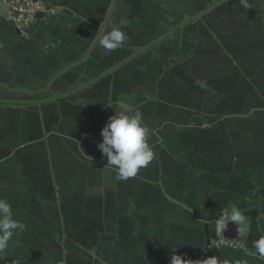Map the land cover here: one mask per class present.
<instances>
[{"label": "crops", "instance_id": "0c3cea01", "mask_svg": "<svg viewBox=\"0 0 264 264\" xmlns=\"http://www.w3.org/2000/svg\"><path fill=\"white\" fill-rule=\"evenodd\" d=\"M138 1L135 11L148 13L158 3ZM106 4L72 0L66 13H44L25 29L0 13V198L26 225L0 253V264H172L175 255L182 264L196 256L195 264L211 257L218 264H264L253 247L264 236V196L258 199L253 185L242 187L247 171L264 162L263 138L253 145L235 133L233 126L250 122L209 120L206 99L217 98L205 95L204 66L218 64L212 56L221 54L219 42L211 40L208 50L205 41L189 46L184 31L178 34L208 7L193 19L184 14L144 49L127 43L109 52L97 36L123 15H114L118 0L109 16ZM260 16L264 23V8ZM162 42L172 52L156 50ZM256 58L248 54L246 61ZM115 110L141 114L155 153L127 181L117 179L106 158L80 147L85 135L101 142ZM231 208L249 221L248 236L238 248L219 247L213 221Z\"/></svg>", "mask_w": 264, "mask_h": 264}, {"label": "rangeland", "instance_id": "374dc122", "mask_svg": "<svg viewBox=\"0 0 264 264\" xmlns=\"http://www.w3.org/2000/svg\"><path fill=\"white\" fill-rule=\"evenodd\" d=\"M69 1L71 2L72 0H61L58 2L43 0L42 5L45 15L66 13V3ZM206 3L208 4L205 5ZM212 3L214 1L201 3L197 0H158L157 4L150 6L148 13L147 11H135V8L140 5L138 0H134V2L133 0H118L119 7L114 9V15H123L119 19L125 18L128 21L124 29L131 31L130 34H127V40L123 47L132 43L137 45L138 49L139 47L142 49L145 44L152 42L169 29L171 30L178 26L181 23L179 18L184 16V14H188L191 17L206 9ZM245 4L247 7H245ZM106 5L110 9L111 3L109 4V0ZM218 5L213 10L206 11V15L197 19V22L187 25L185 30H180L178 34L184 31L182 36L186 39V45L189 46L194 45L197 41L200 43L205 41L204 45L208 50L215 45H210L212 43L211 40L219 42V44H216L221 53L219 55H222V53L223 55L212 56V61L218 62V64L214 67L204 66L206 72L203 85L205 95L206 97L213 96L217 98L214 101L206 99L207 104L205 106L210 107L212 111V114H208L210 116L209 120L250 122L249 124H237L233 128L236 134H244L238 135L241 139H249L255 145L256 139L261 140L263 138L264 141V66L260 65L262 61L259 59L263 46L262 35L264 34V28H262L264 23L260 13L264 8V0H243V2L242 0H226ZM69 6L72 7L71 4ZM102 6H104V3H102ZM77 10L79 11L77 13L81 12V9L78 8ZM99 11H101V7ZM117 18H112L109 27H112L113 22L118 20ZM138 18H140V24L136 21ZM138 26L139 30L136 29L134 33L132 27L136 28ZM181 27L179 26V28ZM173 41L174 43L176 42L175 40ZM163 43L155 46L158 47L156 50L160 49L163 53L172 52L171 47ZM248 54L257 57L253 64L246 61ZM170 55H179V52L177 51L175 54ZM233 56L234 58H232ZM226 57L231 58L226 60ZM207 61L212 62L208 59ZM227 61H231L230 63L236 62L238 69H236L235 74L232 72L234 77L230 76L232 74L229 71H232L233 67L228 69ZM245 88L248 92H245ZM227 94H230L228 98L222 97ZM262 145L264 149L263 142ZM252 174H255V177L251 176ZM246 175L243 182L245 185L243 184L242 187L253 185L259 190L258 199L264 196V193L262 194L264 162L251 168ZM239 184L241 183L239 182ZM213 222L215 223V220ZM213 225L211 228H213ZM196 259L197 256L189 264H195Z\"/></svg>", "mask_w": 264, "mask_h": 264}, {"label": "clouds", "instance_id": "9594fccd", "mask_svg": "<svg viewBox=\"0 0 264 264\" xmlns=\"http://www.w3.org/2000/svg\"><path fill=\"white\" fill-rule=\"evenodd\" d=\"M245 7H247L246 4ZM127 24L128 21L125 18L113 22L111 30L102 38L97 36L100 46L109 52L123 47L127 40V33L123 29ZM100 135L102 140L96 146L102 157L107 159V164L116 169L117 179L121 181L136 177L141 169L146 168L155 159V153L148 143V129L142 123L139 112L128 115L115 110V114L108 118L101 129ZM229 220L236 223L238 227L246 229L245 216L238 209L229 210L225 223L221 225L222 230L226 229ZM25 228L26 225L15 218L9 201L0 198V253L8 249L9 241L14 233L24 231ZM239 234L243 237L246 231ZM253 247L256 254L264 258V236L254 240ZM171 259L172 264H182L183 261L179 255ZM206 264H218V261L215 257H211L206 260ZM234 264H240V262L235 261Z\"/></svg>", "mask_w": 264, "mask_h": 264}, {"label": "built area", "instance_id": "2783aa9c", "mask_svg": "<svg viewBox=\"0 0 264 264\" xmlns=\"http://www.w3.org/2000/svg\"><path fill=\"white\" fill-rule=\"evenodd\" d=\"M1 2L8 4V15L20 29H25L26 26L36 20L39 12L45 13L40 0H0ZM13 12H16L17 15H12ZM226 219V215L218 216L215 219L217 231L215 244L219 247H240L241 239L238 226L228 221L226 229H221V225L225 223Z\"/></svg>", "mask_w": 264, "mask_h": 264}, {"label": "water", "instance_id": "95a60500", "mask_svg": "<svg viewBox=\"0 0 264 264\" xmlns=\"http://www.w3.org/2000/svg\"><path fill=\"white\" fill-rule=\"evenodd\" d=\"M220 2H221V0L218 1V2H216V3H214V4H212L210 7H208L206 10L202 11L201 13H204L205 11H207V10H209V9H212L213 7H215V6H216L218 3H220ZM115 3H116V0H113L112 7H111V9H110V11H109V13H108V16H109V15L111 14V12L113 11L114 6H115ZM8 11H9V6H8V4L5 3V2H1V3H0V13L6 14V13H8ZM12 15L16 16L17 13H16V12H13ZM38 16H39V17H43V16H44V13H43V12H39V13H38ZM106 21H107V18H106L105 21L103 22V24H102V28L105 26ZM100 32H102V31H99V33H100ZM171 32H172V31H171ZM162 37H164V36H162ZM162 37H161V38H162ZM161 38L157 39V40L154 41L152 44L158 42ZM148 46H149V45H148ZM146 48H147V46H146ZM143 49H144V48H143ZM200 118H201V117H195V120H196V119H197V120H200ZM99 142H100L99 137H97V136H95V135H85V136L83 137L82 141H81V145H80V147H81V149L83 150V152H84L86 155H88V156H90V157H92V158H94V159H100V158L102 157V155H101V152L98 150V148H97V146H96ZM229 222H231V223H233L234 225L237 226V224L234 223V222H232L231 220H229ZM245 222H246V229L243 228V227H239L240 232H244V231H246V235H244L243 237L240 236V239H241V240H245V239L247 238V236H248V232H249L248 230H249V227H250V223H249V221H247L246 219H245ZM217 261L219 262L218 259H217Z\"/></svg>", "mask_w": 264, "mask_h": 264}, {"label": "trees", "instance_id": "16d2710c", "mask_svg": "<svg viewBox=\"0 0 264 264\" xmlns=\"http://www.w3.org/2000/svg\"><path fill=\"white\" fill-rule=\"evenodd\" d=\"M209 7V6H208ZM65 98H62V99H60V100H64ZM244 240H241V243L243 242Z\"/></svg>", "mask_w": 264, "mask_h": 264}]
</instances>
